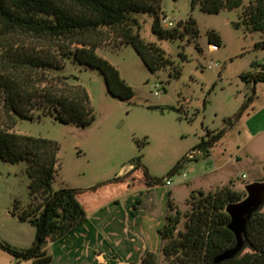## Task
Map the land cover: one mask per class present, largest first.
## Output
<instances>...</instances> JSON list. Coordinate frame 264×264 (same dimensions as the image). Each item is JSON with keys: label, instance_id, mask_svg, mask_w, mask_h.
I'll list each match as a JSON object with an SVG mask.
<instances>
[{"label": "rangeland", "instance_id": "374dc122", "mask_svg": "<svg viewBox=\"0 0 264 264\" xmlns=\"http://www.w3.org/2000/svg\"><path fill=\"white\" fill-rule=\"evenodd\" d=\"M254 2L242 0L238 7L209 13L199 4L192 8V0H161L156 13L160 25L175 34L168 39L154 32L155 15L139 13L133 33L159 45L170 59L157 72L148 68L117 29L101 27L97 52L133 87L131 98L110 92L100 69L59 55L61 68L48 73L69 76L71 82L88 89L96 119L87 126L63 123L38 109L34 119L18 118L12 127L8 124L13 120L2 110L0 119L11 132L60 142L56 189L100 184L139 161L142 175L145 168L162 181L155 185L158 201L151 202L139 222L152 223L146 214L155 216L161 210L162 197V209L167 205L168 211L170 200L173 212H181L178 230L185 231V214L200 190L215 193L231 187L246 197L248 184L264 182V81L248 82L242 77L247 71L264 73V33L236 25ZM212 30L221 36L215 50L208 34ZM21 39L42 49L43 42L30 36ZM27 166L26 161L0 159V239L17 249L33 246L37 233L33 223L13 213L33 199ZM167 178L172 179L171 186L165 183ZM243 242L238 251L245 248L244 237ZM156 254L164 264L161 250ZM32 263L0 247V264Z\"/></svg>", "mask_w": 264, "mask_h": 264}, {"label": "trees", "instance_id": "16d2710c", "mask_svg": "<svg viewBox=\"0 0 264 264\" xmlns=\"http://www.w3.org/2000/svg\"><path fill=\"white\" fill-rule=\"evenodd\" d=\"M160 4L161 0H0V111L13 120L8 125L14 126L18 118L34 119L36 109L63 123L84 127L95 121L88 89L71 82L69 76L48 73L49 69L61 68L59 55L100 69L110 92L124 99L133 97V87L122 78L119 69L98 54L102 41L97 36L101 27L117 29L152 72L161 70L170 63L166 51L132 31L138 14L149 13L155 15L153 30L160 38L174 37V32L160 25L156 15ZM197 4L205 12L219 13L240 6L242 0H192V8ZM190 22L195 20L191 17ZM236 25L264 33V0H255L246 7L242 21ZM208 34L210 43L220 47L219 33L212 30ZM27 36L43 42L42 49L25 45L21 38ZM242 77L248 82L264 81L263 72L247 71ZM60 148V142L53 138L11 132L0 119V159L28 163L26 171L33 197L26 208L13 213L37 228L33 246L17 249L0 239V247L19 260L32 259V264H50L52 256L46 252V244L87 218L78 188L56 189L53 185ZM139 165L138 161L136 166ZM144 173L148 186L162 182L145 168ZM199 194L196 202H190L191 211L185 214V231L178 230L182 214L178 209L173 212L175 207L169 200L164 224L159 229L164 264H264V205L248 220L245 248L219 260L224 252L237 246L236 235L228 228L231 216L227 207L245 196L231 187L215 193L200 190ZM141 264H160L159 256L149 251Z\"/></svg>", "mask_w": 264, "mask_h": 264}, {"label": "crops", "instance_id": "0c3cea01", "mask_svg": "<svg viewBox=\"0 0 264 264\" xmlns=\"http://www.w3.org/2000/svg\"><path fill=\"white\" fill-rule=\"evenodd\" d=\"M142 168L130 164L114 178L78 188L87 218L46 244L51 264H141L147 252L161 250L159 229L164 224L167 205L162 209L161 197V210L155 216L146 214L152 223L139 222L151 202L158 201V186L147 185L145 175L140 173Z\"/></svg>", "mask_w": 264, "mask_h": 264}, {"label": "water", "instance_id": "95a60500", "mask_svg": "<svg viewBox=\"0 0 264 264\" xmlns=\"http://www.w3.org/2000/svg\"><path fill=\"white\" fill-rule=\"evenodd\" d=\"M246 188L248 195L243 200L227 207V212L231 216L228 228L235 233L237 246L224 252L219 260L232 257L242 248L248 220L254 212L260 210L264 205V182H253L248 184Z\"/></svg>", "mask_w": 264, "mask_h": 264}, {"label": "built area", "instance_id": "2783aa9c", "mask_svg": "<svg viewBox=\"0 0 264 264\" xmlns=\"http://www.w3.org/2000/svg\"><path fill=\"white\" fill-rule=\"evenodd\" d=\"M172 24H173V23L170 22V26H171ZM210 47H211L212 49H214V50L219 48L216 44H211ZM210 67H212V65H210ZM191 157H192V155H191ZM165 183H166L167 185H169V186H171V185L173 184L171 178H167V179L165 180Z\"/></svg>", "mask_w": 264, "mask_h": 264}]
</instances>
